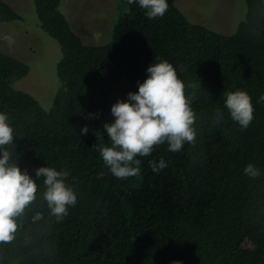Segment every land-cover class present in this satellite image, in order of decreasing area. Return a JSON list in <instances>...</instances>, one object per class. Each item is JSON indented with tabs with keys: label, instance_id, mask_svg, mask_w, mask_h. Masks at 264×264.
Returning <instances> with one entry per match:
<instances>
[{
	"label": "trees",
	"instance_id": "trees-1",
	"mask_svg": "<svg viewBox=\"0 0 264 264\" xmlns=\"http://www.w3.org/2000/svg\"><path fill=\"white\" fill-rule=\"evenodd\" d=\"M61 2L35 0L43 28L62 50L63 86L53 105L47 110L15 87L30 66L0 51V112L14 128L10 162L34 178L42 166L67 171L77 203L57 221L42 199L44 178H36L37 201L16 239L0 244V264H264V0H246L247 16L232 34L191 21L176 0L154 19L138 2L122 0L126 11L110 41L96 45L74 30ZM19 19L0 0V22ZM163 59L186 83H199L196 143L178 152L156 146L137 157L139 175L117 178L93 147L96 131L107 142L112 105L138 92L148 67ZM236 90L252 97L247 129L224 106ZM217 110L223 119L214 124ZM161 158L167 167L156 173L149 161ZM250 163L260 176L245 174ZM37 213L42 218L34 220Z\"/></svg>",
	"mask_w": 264,
	"mask_h": 264
},
{
	"label": "clouds",
	"instance_id": "clouds-1",
	"mask_svg": "<svg viewBox=\"0 0 264 264\" xmlns=\"http://www.w3.org/2000/svg\"><path fill=\"white\" fill-rule=\"evenodd\" d=\"M138 2L149 19L163 17L169 8L168 0H130ZM148 77L139 84L138 92L128 93V99L114 103L111 113L114 122H106L104 131H96L98 143L93 147L99 152L111 173L120 179L140 174L141 160L137 157L149 156L156 146L167 143L168 151H181L186 143L195 145L198 116L192 107L196 98L198 82L186 83L168 60L153 63L147 69ZM188 89L192 91L189 92ZM264 101V95L259 98ZM225 108L231 119L242 129H247L253 119L255 108L251 95L246 90L229 91L226 94ZM223 113H215L214 124H219ZM84 126L81 134H87ZM14 128L6 113L0 112V244H10L16 239L22 218L37 201L39 185L36 178L43 177L45 190L42 199L50 209V215L62 220L70 206L77 203V193L66 183L67 171L42 166L36 170L35 178L27 170H22L12 160L8 146L14 143ZM149 165L159 173L167 167L161 158ZM244 172L256 178L260 169L248 164ZM37 213L33 219H41Z\"/></svg>",
	"mask_w": 264,
	"mask_h": 264
},
{
	"label": "rangeland",
	"instance_id": "rangeland-1",
	"mask_svg": "<svg viewBox=\"0 0 264 264\" xmlns=\"http://www.w3.org/2000/svg\"><path fill=\"white\" fill-rule=\"evenodd\" d=\"M5 1L21 19L0 22V51L30 66L15 87L31 93L48 110L63 86L57 70L62 59L60 44L43 28L35 0ZM176 5L191 21L225 34L234 33L248 11L246 0H176ZM61 9L84 42L96 45L110 41L125 5L122 0H62Z\"/></svg>",
	"mask_w": 264,
	"mask_h": 264
}]
</instances>
